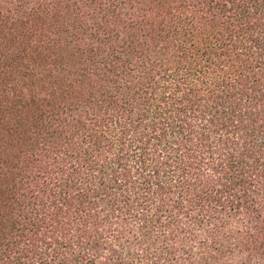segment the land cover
Wrapping results in <instances>:
<instances>
[{"label": "trees", "instance_id": "16d2710c", "mask_svg": "<svg viewBox=\"0 0 264 264\" xmlns=\"http://www.w3.org/2000/svg\"><path fill=\"white\" fill-rule=\"evenodd\" d=\"M0 264H264V0H0Z\"/></svg>", "mask_w": 264, "mask_h": 264}]
</instances>
